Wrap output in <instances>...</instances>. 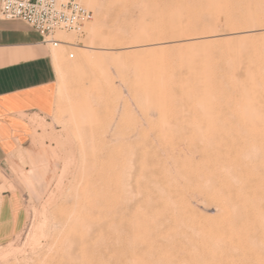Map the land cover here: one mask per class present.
<instances>
[{
  "label": "rangeland",
  "instance_id": "rangeland-1",
  "mask_svg": "<svg viewBox=\"0 0 264 264\" xmlns=\"http://www.w3.org/2000/svg\"><path fill=\"white\" fill-rule=\"evenodd\" d=\"M86 3L0 165V264H264V0Z\"/></svg>",
  "mask_w": 264,
  "mask_h": 264
},
{
  "label": "crops",
  "instance_id": "crops-1",
  "mask_svg": "<svg viewBox=\"0 0 264 264\" xmlns=\"http://www.w3.org/2000/svg\"><path fill=\"white\" fill-rule=\"evenodd\" d=\"M57 93L51 45L26 22L0 18V165L30 143L35 121L54 114Z\"/></svg>",
  "mask_w": 264,
  "mask_h": 264
},
{
  "label": "built area",
  "instance_id": "built-area-1",
  "mask_svg": "<svg viewBox=\"0 0 264 264\" xmlns=\"http://www.w3.org/2000/svg\"><path fill=\"white\" fill-rule=\"evenodd\" d=\"M93 15L86 0H0L1 19L26 22L54 47L62 42L58 31L83 32Z\"/></svg>",
  "mask_w": 264,
  "mask_h": 264
},
{
  "label": "bare ground",
  "instance_id": "bare-ground-1",
  "mask_svg": "<svg viewBox=\"0 0 264 264\" xmlns=\"http://www.w3.org/2000/svg\"><path fill=\"white\" fill-rule=\"evenodd\" d=\"M86 4H87V3H86ZM57 35H58V33H57ZM61 41H62V40H61ZM61 43H62V42H61ZM59 45H60V44H59ZM59 45H58V46H59ZM71 57H73V55H71Z\"/></svg>",
  "mask_w": 264,
  "mask_h": 264
}]
</instances>
